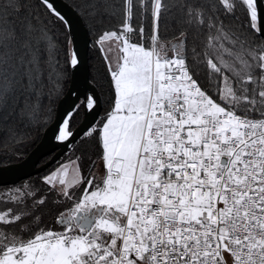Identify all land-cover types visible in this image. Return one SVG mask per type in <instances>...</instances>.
Returning <instances> with one entry per match:
<instances>
[{"label":"snow or ice","instance_id":"1","mask_svg":"<svg viewBox=\"0 0 264 264\" xmlns=\"http://www.w3.org/2000/svg\"><path fill=\"white\" fill-rule=\"evenodd\" d=\"M38 2L43 16L25 0H0V115L43 127L45 80L55 77L59 92L63 76L54 24L69 35L65 62L80 60L68 14ZM87 7L82 15H121L94 41L107 107L97 111L95 91L77 97L52 136L70 155L40 177L44 190L22 182L0 193L15 206L0 211V264H264V0ZM81 105L91 120L76 131ZM50 199L54 226L41 219Z\"/></svg>","mask_w":264,"mask_h":264},{"label":"trees","instance_id":"2","mask_svg":"<svg viewBox=\"0 0 264 264\" xmlns=\"http://www.w3.org/2000/svg\"><path fill=\"white\" fill-rule=\"evenodd\" d=\"M70 4L81 16L84 24L87 27L88 33L90 35L91 44L88 52L89 58V78L91 82L97 87L102 103V111L107 107L108 97L110 95L109 86V76L106 71V62L103 59V54L99 50L98 46L94 44L97 34L105 29L118 28L121 24V15L118 11L113 14L112 9H106L104 7H99L95 15H82L81 7H83L84 12H91L92 10L87 7V5L92 3H103V0H65ZM112 2V0H109ZM119 2V0H115ZM25 3L33 11H39L43 16L45 13L43 9L39 7L38 0H25ZM242 20V17H241ZM139 23V18L133 20V26L136 27ZM233 23H240V21H233ZM145 31L148 30V21H144ZM171 26H165L164 22L161 23V32L168 34L171 32ZM54 39L57 43V59L60 61L61 71L63 73L62 80L60 81L61 88L59 92L55 91V77H53V82L49 83L45 80V86L41 91L39 97V112L38 119L47 114V110L51 108L50 120L47 125L40 127L39 123H33L27 115L21 116L17 112H13L7 120L0 115V165H7L11 163H16L21 161L27 156V154L35 147V145L40 141L43 132L53 121L57 104L60 98L65 94L70 83L71 69L65 62L66 56L68 55V45L67 40L69 39L68 32H66L59 24H54L53 31ZM135 39V37H134ZM43 47V46H41ZM51 93V95H50ZM35 99V98H34ZM83 118V106H80L78 112L74 113L70 118V123L73 129L81 122ZM14 134L20 136L21 142L17 143L13 138ZM95 143V141H93ZM93 160L96 159V149H93L90 153ZM52 154L44 156L39 164L47 161ZM70 155L69 150L64 153L62 157H67ZM60 158V159H61ZM99 160H97L98 164ZM55 164V163H54ZM51 165L47 169L39 172L31 177H28L16 184L0 186V193L5 191L8 187L13 185H19L22 182H30L35 186L39 187L41 191L44 190V185L41 176L47 173V171L54 166ZM96 171V169H94ZM5 207H15L11 203H6L3 199H0V211L4 210ZM42 213V224L54 226V215L56 211V206L49 202L43 206L40 210Z\"/></svg>","mask_w":264,"mask_h":264},{"label":"water","instance_id":"3","mask_svg":"<svg viewBox=\"0 0 264 264\" xmlns=\"http://www.w3.org/2000/svg\"><path fill=\"white\" fill-rule=\"evenodd\" d=\"M55 5L63 12H66L68 14V19L72 21L70 38L72 40V45L79 55L80 63L75 68L70 67L71 77L67 91L60 98L57 104L55 117L43 132L40 141L21 161L0 165V186L16 184L42 172L53 165L56 160H59L61 156L69 150L67 146L52 138L59 120L73 104L80 103L84 93L95 91L96 95L101 98L97 87L89 78L88 52L91 39L87 27L78 12L65 0H55ZM77 97H80V100H78ZM97 111L101 113L102 104ZM90 120L91 116L83 109V118L74 130L79 131ZM49 154H52L50 158L44 163L39 164L40 160ZM53 157L55 159H52Z\"/></svg>","mask_w":264,"mask_h":264},{"label":"rangeland","instance_id":"4","mask_svg":"<svg viewBox=\"0 0 264 264\" xmlns=\"http://www.w3.org/2000/svg\"><path fill=\"white\" fill-rule=\"evenodd\" d=\"M101 167H102V162L99 161L98 164H97V169H96V171H98Z\"/></svg>","mask_w":264,"mask_h":264},{"label":"crops","instance_id":"5","mask_svg":"<svg viewBox=\"0 0 264 264\" xmlns=\"http://www.w3.org/2000/svg\"><path fill=\"white\" fill-rule=\"evenodd\" d=\"M110 55H115V51L112 54H110Z\"/></svg>","mask_w":264,"mask_h":264}]
</instances>
